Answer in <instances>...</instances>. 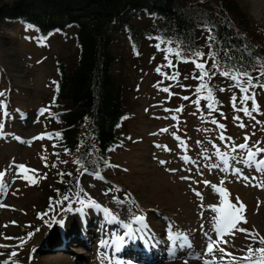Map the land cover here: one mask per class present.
<instances>
[{
  "label": "rangeland",
  "instance_id": "374dc122",
  "mask_svg": "<svg viewBox=\"0 0 264 264\" xmlns=\"http://www.w3.org/2000/svg\"><path fill=\"white\" fill-rule=\"evenodd\" d=\"M236 3L256 27L264 30V0H236ZM1 31L0 105L3 107L0 108V124L3 128L0 130V172L6 173L3 178L6 192H0V245L6 247H0V264H142V249L150 251V257L151 252L155 253L151 257L154 261L151 264H185V260L188 264H203L204 260L212 258L191 257L202 254L206 247L207 237L204 232H209L215 238V233L210 231L214 213L208 206L218 205L220 198L210 186L198 183L202 180L225 188L234 204L239 198L245 206L243 215L247 223H241L238 227L248 231L255 230L260 236H264V188L254 186L264 180V175L231 159L228 173L218 168L209 170L206 167L218 162L213 156V144L222 152L235 155L238 159L245 153H232L231 147L233 144L244 143L245 135L250 137L249 147L257 141L260 142L259 147H264V90L261 89L256 94L261 114L253 113L255 120L233 110L230 98L234 90L225 86L227 82L221 87L226 91L217 90L213 94L219 100V106L223 107L224 115L217 122L224 125V135L231 138L222 142L218 138L220 130L210 122L212 118L201 119V107L205 102L201 100L199 112L192 103L197 98L193 82L197 80L192 77L199 76L195 66L192 63L173 62L174 68L162 67L167 63L163 54L159 64L161 72L168 75L179 73L178 81L165 79L156 72L157 67H149L148 62L146 64L149 55L143 47L132 57L127 40L117 31L112 34L116 41L112 50L124 57V63L120 66L116 64V69L120 68L122 71V78L126 82V97L130 107H133L122 131L125 134L118 142L119 148L112 155L111 170L100 175L102 179H95L93 174L87 172L80 174L77 180L80 183L76 186V193L80 197L78 202L59 209L55 205L48 212L36 214L34 205L39 204L42 198L38 187L44 181L49 182L52 165L58 164L60 158L61 152L56 145L54 147L51 138H47L52 130L46 127V122L53 116L50 100L57 81L55 62L59 58L68 66L74 61L73 42L67 37L73 34L74 29H67L65 36L51 34L45 39L38 37L33 30L17 25L4 26ZM156 58L157 56L153 60ZM164 87H169L170 93L175 95L169 96L161 91ZM237 91L239 92L238 89ZM183 96L191 99L183 100ZM125 101L124 97L123 102ZM179 107H183L182 112L165 111ZM42 109L48 111L40 115ZM194 112L195 115L192 114ZM172 115L178 117V122L171 119ZM236 115L241 117L245 128L237 126L238 122L233 119ZM256 120L262 123L256 124ZM164 128L168 132L160 131ZM205 129L210 131H204ZM173 133L185 141L188 146L186 150L178 147ZM15 137L26 143L19 142ZM36 137L45 138L35 139ZM197 141L200 143L197 144ZM154 145L167 146L171 151ZM204 149L208 150L206 154L212 159H202ZM181 155L189 156L197 164H185ZM42 157H46V160ZM258 158H264V153ZM160 161L166 163L161 164ZM13 164L24 165L35 172L21 173L17 177L16 169L9 167ZM197 168L203 175L197 174ZM231 168L241 169L243 175L249 177V181L232 175ZM24 175L36 178L38 182L29 186L28 181L22 178ZM45 176L46 178H40ZM185 176L191 179L182 180L181 177ZM253 176L257 179L251 180ZM221 180L224 181L223 185L220 184ZM117 188L119 191H115ZM193 189L202 193L203 207ZM126 196L136 204L125 200ZM116 200L123 203H117ZM80 201H84V204ZM89 201L100 207L89 205ZM68 207L72 211H64ZM104 209L115 215L117 220L109 222ZM135 215L145 216L147 234L140 233L137 239L122 244L132 248L134 258L141 259L137 262L124 258L121 263L113 262V257L110 256L115 246L113 241L127 231L123 225L131 223ZM69 219L72 224L68 223ZM201 225L204 226L203 229ZM71 226L74 229L70 231ZM137 227L138 225H132L133 229ZM169 227L173 233L187 235L192 244L191 248L177 247L174 258L165 257L171 248ZM8 237L11 239H7ZM56 238L58 241H55ZM141 238L145 239L143 244L140 242ZM149 238L150 242H146ZM76 239L79 244L74 242ZM224 240L227 243L220 247L236 258L235 264H246L240 260L246 255L251 243L246 232L235 231L233 235L225 236ZM11 252L18 255L11 257ZM214 255L216 264H232L228 256L221 260L223 254L219 251Z\"/></svg>",
  "mask_w": 264,
  "mask_h": 264
},
{
  "label": "trees",
  "instance_id": "16d2710c",
  "mask_svg": "<svg viewBox=\"0 0 264 264\" xmlns=\"http://www.w3.org/2000/svg\"><path fill=\"white\" fill-rule=\"evenodd\" d=\"M10 25L31 29L44 39L51 34L65 36L67 29H74L67 36L73 42L74 61L68 66L59 58L55 62L57 81L50 100L53 116L46 122L54 131L51 140L61 152L60 158L49 182L38 187L42 198L34 205L36 214L79 201L76 186L83 169L75 161L92 174L105 175L111 170L112 155L119 148L133 107L126 97L122 71L116 69L124 57L112 50L116 42L113 32L127 40L132 57L143 47L149 67H159L165 56L157 49L159 44L160 49L173 51L179 45L185 57L197 51L214 52L222 68L247 71L253 77L264 70V30L254 25L236 0H0V34L2 27ZM169 58L177 62L175 56ZM227 80L216 75L211 81L213 94L226 82L230 87L232 81ZM193 82L197 86L198 81ZM259 82L264 83V77ZM233 90L239 107L240 93ZM260 90L253 91L258 94ZM216 101L218 110L211 115L201 107L203 119L221 116L223 107ZM65 195L68 201H63Z\"/></svg>",
  "mask_w": 264,
  "mask_h": 264
},
{
  "label": "snow or ice",
  "instance_id": "6c2138e0",
  "mask_svg": "<svg viewBox=\"0 0 264 264\" xmlns=\"http://www.w3.org/2000/svg\"><path fill=\"white\" fill-rule=\"evenodd\" d=\"M31 27V26H29ZM209 36L208 40L212 41L214 37L211 35V29H208ZM158 50H162L165 52V60L167 63L163 65L162 67L167 68H174L175 64L171 59H169L170 56H175L177 59V62H183V63H192L195 66V69L199 71V76L193 75V79L198 81L197 86L195 87L194 95L197 97L195 100H192V103L196 106V111H200L201 107V100H206L207 104L204 105L208 109V114L211 115L212 113H215L217 109V101L213 95V87L211 85L212 79L216 76H222L225 79L231 80L232 84L230 85L231 88H235L239 90L240 96H239V107L237 106V96L235 94L232 95L230 99V103L232 105V108L235 112L243 113L244 117H247L250 120H255V116L253 113H256L257 115L261 114L260 106L257 103L256 100V92L253 91L254 89H264V83H260V77H264V70H261L259 73V76L253 77L250 75L247 71L240 72L236 69H226L222 68L221 64L219 63V60L214 52H209L207 54L202 52H193L191 56L185 57L182 55V52L180 51L179 45L176 46V50L173 51L171 48L166 49H160V45H156ZM212 45L209 43V48L211 49ZM194 57V58H193ZM209 60L211 61V64L209 65ZM261 67L264 69V61L261 62ZM156 72L160 75H163L165 79L178 81L179 80V73L173 72L171 75L165 74L161 72V67L156 68ZM187 78V77H185ZM257 81V82H254ZM183 87V85H181ZM164 93H168L169 96L175 95L174 93H170L169 87H164L160 89ZM220 92L226 91L225 88H219ZM2 95V94H0ZM183 100H190L191 97L189 96H183L181 97ZM251 101V107L249 108L248 102ZM3 105H0V108H2ZM47 109H42L40 111V115H43ZM165 111H175V112H182L183 107H179L175 110H169L165 109ZM195 115L196 113H192ZM221 116L224 114L221 112ZM203 119V117H201ZM171 119L178 122V117L176 115H172ZM235 121H237V126L241 129L245 128V123L242 122L241 117L239 115H236L233 117ZM213 125L216 126L220 130L219 139L223 142L225 140H231L230 137H226L224 135V125L219 124L217 120L212 119L210 121ZM262 122L259 120H256V124H261ZM3 125L0 124V130H2ZM162 133L168 132L167 128L160 130ZM204 131H210V129H205ZM2 138V136H0ZM45 137H36L35 139H44ZM47 138H52L51 136ZM57 139L59 138V134H57ZM173 138L178 141V147H180L182 150L187 149V144L185 141H183L179 136H176L175 133H173ZM19 142L26 143V141L21 140L19 137H15ZM250 137L245 135L244 137V143L241 144H233L231 147V152L236 153L238 151H243L245 155L241 158H237V156L232 155L230 156L229 153L222 152L219 148L216 147L215 144H213V148L215 149V152L213 153V156L216 157L217 161L216 163H211L206 165V167L209 170L212 169H219L222 172L228 173L230 169L229 159L232 161H235L237 163H242L245 167L248 168H254V170L262 175H264V158H258L261 157V154L264 153V147H259V141H257L255 144H253L252 147H249V141ZM200 141H197V144H199ZM227 146V145H226ZM55 147V145H54ZM157 147H163L165 151H171L167 148V146H161L157 145ZM255 149V150H253ZM208 152L207 149L203 150L202 159L204 160H210L212 159L211 156L207 155ZM43 160H46V157H42ZM183 162L185 164L189 165H196L197 161L191 159L189 156L185 155L182 157ZM79 165L83 171H81V174H85L87 169L83 164H81L79 161H75ZM161 164H165L166 161H160ZM221 165H223L221 167ZM47 167L48 165L45 164ZM10 168L16 169L15 175L17 177L21 176V173H27L29 171L35 172V170H29L24 165H10ZM52 167H56L55 164L52 165ZM169 171H176L175 169H169ZM191 171V169H189ZM197 174L203 175V173L200 171L199 168H197ZM231 174L240 177L244 181H249V177L246 175H243L241 169L239 168H231ZM6 175L5 172H0V192H6V187L3 183V178ZM60 175H70L67 173H60ZM95 179H102V177L99 175V172L93 173ZM23 179L27 180L29 183V186H32L36 184L38 181L36 178H33L31 176L24 175L22 177ZM46 178L45 177H40ZM182 180H190L191 178L188 176L181 177ZM257 177L253 176L251 177V180H256ZM79 181H77V186H79ZM198 183H203L205 187H211L212 191L219 196V204L218 205H210L209 210L214 213V215L211 218V229L210 231L212 233H215V238H213L212 235H210L209 232H204V235L207 237V243L206 247L204 248L202 254H197L192 256L193 259H201L202 257H211V260H204L203 264H216V256L214 253L216 251H219L223 255L220 257L221 260H223L224 256H228L230 260L232 261V264H235V257L231 256V253H226L223 248L220 247L221 244L227 243L226 240H224L225 236L233 235L235 231L240 232H246L247 237L251 240V243L247 247L246 255L241 257L240 260L246 262V264H264V236H260L258 232L255 230L248 231L243 228H239L238 225L241 223H247L246 218L244 217L245 212V206L242 202L239 201V198H237L236 203H232L229 199V193L225 188L219 185L211 184L210 181L202 180L198 181ZM224 181L221 180L220 184L223 185ZM258 188H264V180H261L258 184L254 185ZM115 191H119V189H115ZM194 194L200 199L201 201V207H203V195L201 192L196 191L193 189ZM107 194V193H105ZM69 197L67 195L63 196V201H68ZM115 200V197H114ZM125 200H128L131 204H136L134 200H129V198L126 196ZM117 203H123V201L116 200ZM57 203H60L58 201ZM81 204H84V201H80ZM89 205L94 206L96 208H99L100 206L97 204H94V202L89 201ZM51 207V204H50ZM138 207V205H137ZM64 211H72L71 207H68L64 209ZM106 218L109 222H113L117 220V217L113 215L109 210L104 209ZM145 216L144 215H135L132 218L131 223H126L123 225L127 231L124 232L123 235L117 236L116 239L113 241V243L116 245L117 251L120 250L122 243H125L127 241L135 240L139 237L140 233L147 234V224L145 223ZM61 225L63 224V221L60 222ZM138 225L136 229L132 228V225ZM203 225H201V228L203 229ZM39 231V229H37ZM32 234H30L31 236ZM7 239H11V237H8ZM168 239L171 242V248L169 251V255L173 258L175 257V252L177 247L180 249L184 248H191L192 244L189 241L187 235L181 234V233H173L171 231V228L169 227L168 231ZM150 242V238L149 241ZM259 244L260 247L254 248L253 245ZM0 247H6V245H0ZM11 257H15L18 255L16 252H11L9 254ZM185 264H188V261L185 260Z\"/></svg>",
  "mask_w": 264,
  "mask_h": 264
},
{
  "label": "bare ground",
  "instance_id": "6f19581e",
  "mask_svg": "<svg viewBox=\"0 0 264 264\" xmlns=\"http://www.w3.org/2000/svg\"><path fill=\"white\" fill-rule=\"evenodd\" d=\"M69 224H72V220L71 219H69V222H68ZM66 229V228H65ZM74 229V227L73 226H71L70 227V231L71 230H73ZM9 230H11V228L9 229ZM69 231V232H70ZM66 232V231H65ZM75 234V233H74ZM82 240V239H81ZM55 241H58L57 240V238L55 239ZM74 242H76L77 244H79V241L76 239V240H74ZM68 244H70V243H68ZM71 245V244H70ZM68 246V245H67ZM66 247V246H65ZM64 258V257H63ZM176 259V258H175ZM179 259V258H178ZM186 259V258H185ZM62 260V259H61ZM153 260V259H152ZM182 260V259H181ZM158 261V260H157ZM154 262V261H153ZM168 262V261H167ZM169 263V262H168ZM172 263V262H171ZM44 264V263H43ZM145 264H150L149 262H147V263H145ZM191 264H194V263H191Z\"/></svg>",
  "mask_w": 264,
  "mask_h": 264
}]
</instances>
